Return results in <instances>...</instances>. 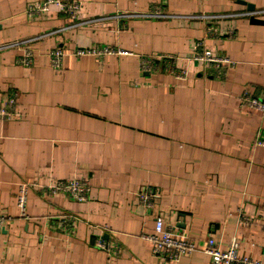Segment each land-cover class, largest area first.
Masks as SVG:
<instances>
[{"label":"crops","instance_id":"0c3cea01","mask_svg":"<svg viewBox=\"0 0 264 264\" xmlns=\"http://www.w3.org/2000/svg\"><path fill=\"white\" fill-rule=\"evenodd\" d=\"M36 0H0V45L56 34L31 44L34 64L17 65V51H0V103L14 91L19 119L0 122V264H165L140 238L153 228L148 211L133 206L144 185L160 191L157 209L172 231L197 251L175 264H210L207 238L226 249L237 239L244 254L264 261V113L240 109L244 93L264 97V0H74L80 24L52 9L40 21L25 14ZM153 4L173 18H118L146 13ZM201 15H233L218 22L234 36L205 39L228 59L218 79L188 62L192 42L204 36ZM110 46L133 56L64 57L52 69L54 48ZM175 56L188 71L179 82L164 72L142 74L139 56ZM89 179L83 204L65 197L28 195V219L19 218L20 183L46 186L73 175ZM239 215L249 225L239 224ZM63 216L78 218L72 235ZM69 224V223H68ZM119 244L108 257L95 248L100 229Z\"/></svg>","mask_w":264,"mask_h":264},{"label":"built area","instance_id":"2783aa9c","mask_svg":"<svg viewBox=\"0 0 264 264\" xmlns=\"http://www.w3.org/2000/svg\"><path fill=\"white\" fill-rule=\"evenodd\" d=\"M52 9L56 13L64 15L70 22L69 28L79 25L80 15L82 14V3L74 0H36L27 5L25 14L32 21H40ZM233 15H201L197 18L204 23V36L202 39L192 42V52L187 59L188 62L200 64L204 70L212 73L216 78H224L225 68L232 66V63L223 57L213 54L212 50L205 45V39L221 40L222 38H232L233 30L222 31L218 26V22L226 17ZM241 16H246L251 20H260L264 18V9H254L245 12ZM118 18H173L161 11V8L153 4L150 11L146 13H125L119 15ZM80 22V23H79ZM58 30L45 33L37 38L22 39L0 45V51L13 50L17 51L14 62L23 68H30L34 64V51L31 44L37 40L56 34ZM134 54L110 46L88 45L76 46L73 50L67 51L63 48H54L48 53V58L52 69L60 71L64 57L71 56L76 59L84 57L105 58V57H126ZM139 71L142 74H154L164 72L179 82L188 80V71L179 68L176 61L179 60L175 56H139ZM240 109H252L259 113H264V97L255 98L247 93L238 97ZM20 111L17 103L16 92L11 91L5 94L0 103V122L13 121L19 119ZM254 146L264 148V139L257 136L254 140ZM43 198H54L62 196L71 202L83 204L89 199L91 189L89 179L81 177L77 174L65 180H56L46 186L35 185L34 183H20L16 197V208L18 216L21 219H28V195L33 189ZM133 206L140 207L148 211L149 217L152 218L153 228L150 232L145 230L142 225L140 238L150 245L151 255L165 264H175L182 257L193 255L198 249L195 242L183 234L172 231V228L166 223L164 213L157 209L161 194L157 188L150 185H144L133 193ZM7 217H0V236L1 225ZM60 221L65 224V232L72 235L75 225L78 221L74 216H63ZM251 220L244 219L239 215V224L247 226ZM69 223V224H68ZM101 234L95 240L94 246L108 257H117L119 255V244L112 243L108 234L110 229H100ZM202 252L210 259V264H264L263 260L254 259L244 254L237 239L233 238L226 249H222L216 244L214 238H207Z\"/></svg>","mask_w":264,"mask_h":264}]
</instances>
